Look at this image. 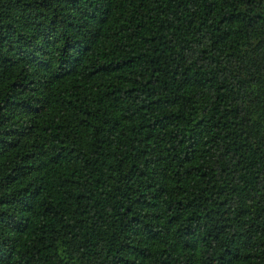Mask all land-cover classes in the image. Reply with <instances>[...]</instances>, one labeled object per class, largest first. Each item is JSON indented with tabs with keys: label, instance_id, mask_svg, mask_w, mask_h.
<instances>
[{
	"label": "trees",
	"instance_id": "obj_1",
	"mask_svg": "<svg viewBox=\"0 0 264 264\" xmlns=\"http://www.w3.org/2000/svg\"><path fill=\"white\" fill-rule=\"evenodd\" d=\"M0 264H264V0H0Z\"/></svg>",
	"mask_w": 264,
	"mask_h": 264
}]
</instances>
